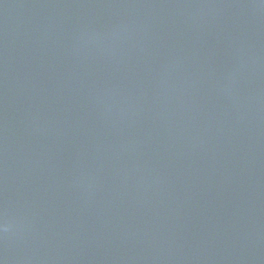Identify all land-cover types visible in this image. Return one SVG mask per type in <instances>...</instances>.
<instances>
[{
  "label": "water",
  "instance_id": "obj_1",
  "mask_svg": "<svg viewBox=\"0 0 264 264\" xmlns=\"http://www.w3.org/2000/svg\"><path fill=\"white\" fill-rule=\"evenodd\" d=\"M0 264H264V0H0Z\"/></svg>",
  "mask_w": 264,
  "mask_h": 264
}]
</instances>
